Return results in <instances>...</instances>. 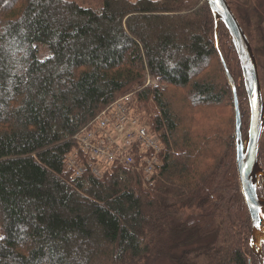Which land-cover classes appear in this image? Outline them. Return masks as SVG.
<instances>
[{"label": "trees", "instance_id": "1", "mask_svg": "<svg viewBox=\"0 0 264 264\" xmlns=\"http://www.w3.org/2000/svg\"><path fill=\"white\" fill-rule=\"evenodd\" d=\"M226 1L249 39L240 4ZM214 26L204 0H0V264H258L234 116L214 113L233 108ZM218 41L244 132L248 100L222 24ZM145 74L161 84L140 88ZM131 92L163 147L152 185L123 167L76 176L74 136Z\"/></svg>", "mask_w": 264, "mask_h": 264}, {"label": "water", "instance_id": "2", "mask_svg": "<svg viewBox=\"0 0 264 264\" xmlns=\"http://www.w3.org/2000/svg\"><path fill=\"white\" fill-rule=\"evenodd\" d=\"M214 18V43L227 83L231 89L234 109L236 167L241 193L251 220L249 247L259 264H264V197L258 194L260 142L264 132V99L258 64L250 42L226 0H204ZM222 24L238 57L242 81L249 105V124L245 137L240 115L236 84L227 68L218 45V28ZM264 192V181H263Z\"/></svg>", "mask_w": 264, "mask_h": 264}, {"label": "built area", "instance_id": "3", "mask_svg": "<svg viewBox=\"0 0 264 264\" xmlns=\"http://www.w3.org/2000/svg\"><path fill=\"white\" fill-rule=\"evenodd\" d=\"M133 96L128 93L110 104L74 136L78 148L67 156L66 165L76 176L88 169L101 178L113 168L123 167L135 172L143 185H152L163 147L132 109Z\"/></svg>", "mask_w": 264, "mask_h": 264}, {"label": "rangeland", "instance_id": "4", "mask_svg": "<svg viewBox=\"0 0 264 264\" xmlns=\"http://www.w3.org/2000/svg\"><path fill=\"white\" fill-rule=\"evenodd\" d=\"M76 2H78L79 4H81L82 6H86V7H97L102 0H74ZM134 1V0H131ZM237 2L240 4L239 8H238V13L241 17L242 23L244 24L247 33H248V37H249V42L250 45L252 47V50L254 52V55L256 57V61L258 64V70H259V77H260V82H261V87H262V93H263V99H264V0H242L241 2H239V0H237ZM252 9V10H248V9ZM257 10L258 13V17L260 16V19L258 18L257 20L254 19L253 17V12H255ZM252 16V18H251ZM246 34V33H245ZM218 45H219V41H218ZM220 49V47H219ZM228 49V47L226 48V50ZM230 59V56H229ZM232 66V65H231ZM233 68V67H232ZM233 72H234V76L232 78L235 77V70L233 68ZM232 76V75H231ZM152 77H150L149 74H145V77L143 79V85L140 86V88H144L145 86H155L157 83L158 85H160L161 83L152 80ZM235 84L238 82V79L234 78L233 79ZM157 82V83H156ZM139 88V89H140ZM134 91V90H131ZM133 93V92H131ZM155 112V107L152 104V101L150 100L147 105L145 106V110H144V115H147L146 118H148L149 116H151V114H153ZM206 113V111H201L199 112L197 115H204ZM214 113L217 114V116L219 118L222 119V121H229L232 118L233 115V108L231 105L228 106H223L219 109H215ZM248 124H249V115H248ZM248 124L246 127V130H244L243 132V136L245 137L246 132H247V128H248ZM234 136V134H233ZM260 147H262L261 149L262 154H261V169L263 171V175H264V132L261 138V142H260ZM260 163V162H259ZM263 181L264 178L263 176L259 177V183H260V190L261 191V195L262 197H264V192H263ZM145 188V187H144ZM259 264V263H258Z\"/></svg>", "mask_w": 264, "mask_h": 264}]
</instances>
